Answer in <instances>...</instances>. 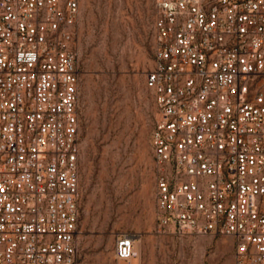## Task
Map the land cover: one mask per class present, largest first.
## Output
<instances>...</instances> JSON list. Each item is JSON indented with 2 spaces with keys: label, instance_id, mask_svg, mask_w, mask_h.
<instances>
[{
  "label": "built area",
  "instance_id": "2783aa9c",
  "mask_svg": "<svg viewBox=\"0 0 264 264\" xmlns=\"http://www.w3.org/2000/svg\"><path fill=\"white\" fill-rule=\"evenodd\" d=\"M80 3L0 0V264H82ZM153 40L157 228L264 264V0H157Z\"/></svg>",
  "mask_w": 264,
  "mask_h": 264
},
{
  "label": "rangeland",
  "instance_id": "374dc122",
  "mask_svg": "<svg viewBox=\"0 0 264 264\" xmlns=\"http://www.w3.org/2000/svg\"><path fill=\"white\" fill-rule=\"evenodd\" d=\"M156 1L80 3L82 264H234L228 236L157 228V110L146 85ZM121 232L136 234L132 261L115 256Z\"/></svg>",
  "mask_w": 264,
  "mask_h": 264
},
{
  "label": "bare ground",
  "instance_id": "6f19581e",
  "mask_svg": "<svg viewBox=\"0 0 264 264\" xmlns=\"http://www.w3.org/2000/svg\"><path fill=\"white\" fill-rule=\"evenodd\" d=\"M134 258H136V257H134ZM134 258H132L131 261H132Z\"/></svg>",
  "mask_w": 264,
  "mask_h": 264
}]
</instances>
